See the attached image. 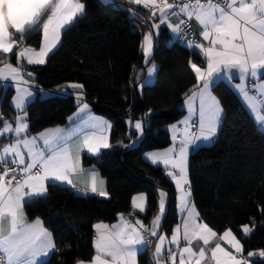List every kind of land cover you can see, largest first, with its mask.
<instances>
[{
    "label": "trees",
    "instance_id": "1",
    "mask_svg": "<svg viewBox=\"0 0 264 264\" xmlns=\"http://www.w3.org/2000/svg\"><path fill=\"white\" fill-rule=\"evenodd\" d=\"M84 15L66 28L60 46L45 65L24 68L30 81L46 91L66 84L80 83L85 101L95 113L112 123L111 144H125L127 121L144 118L141 141L132 148L105 151L98 158L84 156V166H95L107 182L108 198L79 196L71 188L49 185L47 194L24 206L29 219L40 218L52 233L55 249L46 264L89 262L93 251V225L112 223L131 211V198L147 197L145 223L157 213L158 192L167 195L161 231L170 236L177 224L176 193L162 167L146 163L143 153L164 149L170 144L164 130L183 116L182 103L195 89L196 79L190 62L202 65L199 56L178 42L170 43L166 30L158 35L151 60L157 65L151 85L138 90L145 65L141 61L139 19L132 6H115L100 0H79ZM143 13V12H142ZM143 15V14H142ZM139 17H142L139 15ZM144 21V20H143ZM40 33L25 34V45L36 49ZM9 62L15 64L12 56ZM138 71L140 75L137 76ZM212 93L220 101L226 118L212 144L194 150L188 163L192 201L201 222L215 232L231 231L241 241L244 254L264 250V133L257 128L234 91L218 82ZM7 88L0 97V116L12 119L15 111ZM73 97L37 96L25 107L28 134L63 126L75 111ZM1 126V125H0ZM253 231L243 235V225ZM147 252L139 264H149ZM253 264H264V259Z\"/></svg>",
    "mask_w": 264,
    "mask_h": 264
},
{
    "label": "snow or ice",
    "instance_id": "2",
    "mask_svg": "<svg viewBox=\"0 0 264 264\" xmlns=\"http://www.w3.org/2000/svg\"><path fill=\"white\" fill-rule=\"evenodd\" d=\"M131 3L142 5L145 9L151 10V15H157L159 11L160 23H164L167 16L179 13L185 14L188 19L195 18L202 25V36L209 41V46L196 44L193 40L189 46L193 49L200 48L206 58V67L198 66L190 62V69L194 73L197 84L194 86L199 91H193L186 103L192 106L193 101L199 97V134L189 132L187 129L184 138L180 141L179 152L175 148H169L164 152L151 153L146 156L153 164L163 163L167 168L177 169L179 178L173 171H168L167 176L171 177L181 191V211L187 210L189 198L191 197L190 181L187 178L188 155L190 151L198 149L203 143H212L223 120L226 118L220 101L211 95L218 80H231L239 78L249 81L252 84L251 90L246 86L240 87L249 110L257 113L254 117L261 133H264V91L256 93L257 78H264V0H180L177 4L169 3V0H130ZM18 0H0V54L12 53L21 59L26 58L28 64H43L45 58L53 51L60 42L61 31L68 26L79 15L83 14L84 4L78 0H23V6H14ZM52 5L48 15L41 20V16ZM5 11L8 15L5 17ZM135 15V13H134ZM160 23L153 22V27L157 30ZM180 24L169 25L173 32L179 33ZM10 28L16 34L23 37L29 31L42 29L43 46L36 51L30 47H23L18 53L14 51L18 43L13 38ZM188 43L187 41H185ZM218 46V47H217ZM145 57L147 58L153 47V34L149 32L143 38L141 45ZM155 71V67L149 69V76ZM14 74L13 78H23V73L10 63L0 67V76L3 73ZM31 76V73H27ZM2 78L7 79L6 76ZM72 89H83L80 83L69 85ZM264 88V85L261 86ZM251 93L253 94H250ZM70 94V93H69ZM31 93H27L30 96ZM51 95V94H46ZM27 96L20 95L16 98L15 106L22 110L27 102ZM78 111L69 120L77 125L69 130L55 129L39 133L38 136L27 138L26 130L28 125L24 123L25 117L19 116L15 120L5 122L0 116V137L14 135L20 137L15 143H0V264H46L43 258L47 257L50 250L56 245L52 238V233L43 226L41 220L37 219L33 223H28L22 212V202L25 196L38 197L46 191L48 184H55L57 181L66 182L72 185L69 179L71 173L77 170V161L73 159V151H79V146L72 143L73 138L82 139V144L89 152L98 153L101 148H108L107 138L96 135L95 129H102L106 122L93 116L89 105L84 102L83 92L77 94ZM261 105L258 109L257 105ZM181 123L188 125L186 118ZM15 125V127L13 126ZM110 127V125H107ZM176 129V125L172 126ZM135 129L143 132L142 123L137 120ZM173 140H176L175 135ZM42 142V145L39 144ZM21 147L26 151H21ZM28 160L26 161L25 156ZM15 165L8 167L7 165ZM23 165V167H20ZM33 169H36L33 172ZM23 179H20V175ZM102 186L103 180L99 181ZM75 186V185H73ZM188 186V191H184ZM91 192L100 196H107L108 193L97 187V173L91 172ZM15 193L16 195H13ZM167 194L160 192L159 214L152 221V229H148L137 220L139 229L131 227L125 232L123 229L117 230L114 225L111 231H107V225L98 224L95 227L105 229L106 232L98 236L94 247L96 255L92 258V264H135V257L140 250L139 245L147 250L151 240H146L144 233H149L152 237H157L154 258L159 260L164 252V241L166 235L159 234L156 229L160 225L161 218L165 212L164 197ZM147 197L144 194L132 198L133 207L140 212L146 210ZM264 211V209H262ZM193 211L188 212V220L183 222L182 239L189 246L179 250V264H185L187 254L188 264H191L194 257L196 264L205 259V248L201 247L199 252H195L190 246L194 239L208 245L210 241L217 237L215 232L206 223H197L193 219ZM198 217L199 213H195ZM124 218L121 216V221ZM255 225L242 226L244 235L251 233ZM125 228L127 225L125 224ZM143 230V231H141ZM181 227L178 225L173 233L170 244L179 248ZM226 241L239 254L243 252L240 240L228 229L219 236ZM168 259L171 264H176L177 253L169 247L167 249ZM256 255L248 252V256ZM259 256L264 257V250L259 252ZM110 258V259H109ZM211 258L215 264H243L242 259H238L225 251L219 243L211 249Z\"/></svg>",
    "mask_w": 264,
    "mask_h": 264
},
{
    "label": "crops",
    "instance_id": "3",
    "mask_svg": "<svg viewBox=\"0 0 264 264\" xmlns=\"http://www.w3.org/2000/svg\"><path fill=\"white\" fill-rule=\"evenodd\" d=\"M100 1L103 2V3H112V4H113V1H115V2H117L119 4V7H124V5H126V6L129 5V6H132V8H134V9H130V10H132L131 11V15L134 16V17H137L140 20L139 22H142L143 20L146 22V28L142 29L141 45L143 43V38H144V36L146 34H148L149 32H151L153 34V47H152L150 53L148 54L147 58L144 55L143 48L142 47L140 48L141 57H142L141 61H142V64L145 65L144 73H143L140 81L138 82V90H140L143 86L151 84V82L154 81L155 74H156V71H157V65L151 60V56H152V53H153V50H154L156 39H157L158 35L160 34V32L163 31V30H166V32L168 33V35L170 37V43L178 42V33L173 32V28L170 27L169 25H173L174 26V25L180 24L179 17L177 15H169V16H167V18H166L164 23H160L158 9H157V15L155 17H153L152 15L144 13L145 8L142 5H137L135 3H131L130 0H100ZM78 2H79V0H78ZM54 3H55V0H53V4ZM79 3H81V2H79ZM51 7H52V5H49L48 9L45 10V13L41 16V20H43L48 15L49 11L51 10ZM134 13H135V15H134ZM83 15H84V11H83V14L79 15L77 18H80ZM139 15H141L142 17H145V19L139 17ZM183 15H185V14H183ZM76 19H74V21L70 24V26L75 22ZM154 21H155V23H160V27H159L158 30L152 26ZM190 22H191L192 31H193V34H194V37H195V40H196L195 43L203 45L205 48L208 47L209 46V41L205 40L203 38L202 34H201L202 33V25L195 18L190 19ZM37 31L40 33V37L41 38H40V45L35 50L39 51V49L43 46L44 40H43L42 29H37ZM63 31L64 30L61 31V35H62ZM10 32L13 34V38L18 43V47L14 49L15 52L18 53L23 47H28V46L25 45V35L23 37H21L19 34L15 33L14 29H11V28H10ZM187 42L188 43H186V42H182V43L178 42V43L184 45L191 52H193L194 54H196L197 56L200 57V59L203 61V64L202 65H198V66L206 67L207 61H206V58H205V55H204L203 51L200 48L193 49L192 47L189 46L191 41H187ZM60 44H61V36H60V42L58 43L57 47L55 49H53V51L50 52L48 54V56L45 58V63H46L47 59L49 58V56L60 46ZM12 56H15V58H16V63L15 64L9 62V58L12 57ZM9 63L13 67L18 68L20 70V72L23 73L24 75H23L22 79L19 78V77L13 78L14 74H9L7 72L3 73L2 76H0V97H1V95L4 93V91L7 88H11L13 90V95L11 97L10 104H11L12 109L16 113L15 116L12 119L5 120V122H10V121L15 120L16 117L23 116V117H25L24 123H26L28 125L27 117H26V114H25V107L30 102H32L37 96H39L41 99H46V98H50V97H68V96L73 97L74 100H75V103H76V108H75V111L69 117H74V114L77 113V111H78V105H77L76 97H77V94L82 91V89H72L71 87H69L70 84H66L59 90H55V91L42 90V89L38 88L32 81H30L29 78H27V74H26V71H25L24 68L43 66V65H45V63H43V64H28L26 58L21 59L18 55H13L12 53L0 54V67H3L4 65L9 64ZM153 66L155 67V71L152 73L151 76H149V69L153 68ZM138 75H140V71H138L137 76ZM193 75H194V73H193ZM3 76H6L7 79L2 78ZM250 80H251V78H249V81H245L244 79L239 78V74L237 73V78L231 79V80H218L216 82V84L218 82H223V83L227 84L234 91V93L239 98V100L241 101L242 105L244 106V108L246 109L248 114L251 116V118L254 121L255 125L257 126V123H256V121L254 119V117L257 115V113H253V112H251L249 110V108L247 106V102L244 99L243 92L240 91V87H245V86L249 90H251L252 84H251ZM262 85H264V78H259L258 77L257 78V89H256V93L255 94H259L261 91H264V88H261ZM193 91H197L198 92L199 89L195 87V89ZM193 91H191L187 95V97L184 99V101L182 103V108H183V111H184L183 116L180 119H178L175 123H173L171 125H168V126H166L164 128V130L169 134V137H170L169 146H167L164 149H160V150L147 151V152L143 153V155H142V159L146 163L154 165V166L162 167L165 170L166 177L169 179V181H171V183L173 184L174 189H175V193H176V207H177V216H178L177 224L174 225L170 236L166 237V239L164 241V245H163L164 252L162 254V258H160L159 260H156L154 258L155 246H156V243L158 242V238L151 236L153 238V244H152V248L150 249V264H171V261L168 259V252H167V249L169 247L172 249L173 252L177 253L176 264H179V260H180V257H179V254H178L179 250L182 249L185 246H189L187 244V242L182 239V236H183V222L185 220L189 219L188 212L189 211H193V206H194L193 219H195L197 223H203V222L200 221L199 216L198 217L195 216V213H198V212H197V209H196V207H195V205H194V203L192 201V197L189 198V204L187 206V210H185L183 212L181 211V201H180L181 191L179 189H177L175 181L171 177L167 176V172L168 171H173L177 175V178H179L178 170L177 169H172L171 165H169L166 168L163 163L153 164L149 159H146V156L148 154L164 152L165 150H167L169 148H175L176 149V153H178L179 152L180 141H181V139L184 138V133H185L186 129L189 132H195L196 134H199V112H200L199 97L197 96V98L193 101L191 107L189 106L188 103H186V101L188 100V97L191 95V93ZM210 91H211V95L215 97V95L212 93V88L210 89ZM27 93H31V95L27 96ZM46 94H51V95H46ZM250 94H253V93H251V91H250ZM20 95L27 96V102L23 106L22 110L17 109L16 106H15L16 98L18 96H20ZM84 102H86L89 105L90 112H91V114L93 116H95V117H97V118H99V119H101V120L106 122L105 127H103L102 129H95V130H90V131H95L96 135H98V136L106 137L107 138V142L109 144V147L108 148H101L98 153H92V152H89L87 147L82 144V139H83L82 136L80 138H75L74 137L72 143H74L75 145L79 146V151H75V150L73 151V159L75 161H77L78 163H77V170L75 172L71 173L70 176H69V179H71L72 182H73L72 185H69L66 182L57 181L55 184H48L47 187L49 185L67 187V188H71L73 190V192L75 194L79 195V196L96 195V196H98L100 198L106 199V198H108V195L107 196H100L97 193L91 192V187H90V185H91V172L93 170L97 173V187H98V189L104 190V191L107 192V182H106L105 178H103L101 176V174L99 173L98 169L95 166H84L82 164L83 157L84 156H88V157H92V158H98L100 156V154L102 152H105V151H112V150H115V149H118V148H121V147L124 148V149H129V148L135 147L141 141L142 136H143V132L141 133L139 130L135 129V122L137 120H139L142 123L143 130H144V127L146 126V122L144 121V118H139V119L133 120V121L128 120L127 121V126H128L129 133L126 136V139H129V141L127 143H125V144H111L110 137H111V133H112V123L108 119L104 118L103 116L95 113V111L92 108V105L89 102L85 101V98H84ZM260 107H261V105L258 104L257 108L259 109ZM186 118L189 119V124L188 125H185V124L181 123ZM107 125H110V127H107ZM173 125L177 126L175 130L172 127ZM13 126L15 127V125H13ZM76 126L77 125L73 124L68 118L67 123L65 125H63V126L49 127V128L43 129L40 132H38L36 134H33V135H29L28 134V127H27L26 135H27V138L30 139L31 137L38 136L39 133L45 132L47 130H55L57 128L64 129V130H69V129L74 128ZM257 128H258V126H257ZM174 135L176 137L175 141L173 140V136ZM24 136H25V133H22L20 137H15L14 135L10 134L9 136L0 137V143H2V144H8L9 142L15 143L17 139H22ZM214 140H215V138H214ZM39 144L42 145V142H39ZM210 144H212V143H210ZM210 144L209 143H203V144L200 145V147L208 146ZM21 151H26V150L23 149V147H21ZM193 151L194 150L190 151V153L188 155V163H189L190 155H191V153ZM25 159H26V161L28 160L27 155L25 156ZM20 167H23V165H21ZM187 169H188V165H187ZM21 176H22V179H23L24 177H23L22 174H21ZM187 178H188V170H187ZM100 180L104 181V184L102 186L99 184ZM73 185H75V186H73ZM47 187H46V191L43 194L39 195L38 197L33 198V197L25 196L24 200L27 203V202H29L32 199L42 198V197L46 196ZM184 191H188V186H185ZM160 192L161 191L158 192L157 213L148 221L149 229H152V221H153L154 217L159 214ZM140 194H143V193H139V194H136L134 196H138ZM13 195H16V194L13 193ZM132 198H131V211L130 212L134 216V221H133V223L131 225L126 224L124 222V220L121 221V216H123V215H119L117 217V219L114 222H112V223L97 222V223H95L93 225V242H92V246H93L94 254H93L92 258L97 254L96 250H95V247H94V244H95L98 236L100 234L106 232L105 229L98 230L95 227L96 225H98V224L107 225L108 226L107 231H111L113 226L116 225L117 226V230L123 229L125 232H127V230L130 229L131 227H136V228L139 229V225L136 224L137 220H140L142 223H145L140 216H143L146 210L144 212H140L139 209L134 208L133 204H132ZM164 202H165V212H166L167 196L164 197ZM26 203L22 202V212L24 214V217H25L26 221L28 223H33L37 219L41 220L40 218L29 219L27 217V215L25 214V211H24V206H25ZM146 206H147V203H146ZM165 212H164V214H163V216L161 218L159 227L156 229V231L159 234H161V235H163V233L161 231V224H162V220H163V217L165 215ZM125 224L127 225V228H125ZM178 225L181 227V232H180L181 239H180L179 248H177L176 245L169 243V241L171 240V237H172L173 233L175 232V229L177 228ZM43 226H44V224H43ZM240 231L243 234L242 227L240 228ZM223 232L222 233H217L218 234L217 237H214L210 241V243L208 245H203V242L198 240V239H194L192 241V244L190 246L193 248V250L195 252L198 253L199 249L201 247L205 248L206 256H205V259L200 261V264H215V261L211 258V249L217 243H219L221 245V247L225 251H227V252H229V253H231L233 255H236L238 259H242L243 264H253V262L255 260L264 259V257L259 256V252L260 251L254 252V253H256V255H253L251 257H249L248 254L245 255L244 252L239 253V254L235 253L234 249L226 241L221 240L219 238V236L222 235ZM240 243H241V241H240ZM136 247L139 248L140 250L136 254L135 264H139V257L142 254L146 253L147 250H144L139 245H137ZM53 251H54V249L49 251L48 256L43 258L44 261H46L49 258V256L51 255V253ZM184 256H185V264H188L187 254L185 253ZM92 258H91V260L89 262H78L76 264H92ZM196 259H198V256L193 258L191 264H196Z\"/></svg>",
    "mask_w": 264,
    "mask_h": 264
},
{
    "label": "built area",
    "instance_id": "4",
    "mask_svg": "<svg viewBox=\"0 0 264 264\" xmlns=\"http://www.w3.org/2000/svg\"><path fill=\"white\" fill-rule=\"evenodd\" d=\"M172 2H174V0H169V3H172ZM175 2L177 4H179L180 0H175ZM113 4L115 6H119V4L117 2H115V1H113ZM176 12H177L176 15L179 17V20L181 21L183 19L185 21V23L183 25H181V31L178 33V42L182 43V42H185V41H191V42L193 40L196 41L195 37H194V34H193V31H192V25H191V22L188 19V17L183 15V14H181V13H179V9L178 8L176 9ZM144 13L151 15V10L150 9H145ZM144 28H146V22L145 21L139 22L138 26H137V30L141 31ZM7 166L8 167H15V165H11V164H9ZM35 171H36V169L33 170V172H35ZM19 178L22 179V176L20 175ZM123 218H124V222L126 224H128V225H131L133 223V221H134V216H133V214H131V212L125 213L123 215ZM143 224H144V226L146 228L149 229L148 223H143ZM141 231H143V230H141ZM144 235H145V239L146 240H151V243L148 245L147 251H146L148 256H150V249L152 248L153 238L150 236L149 233H144ZM149 264H150V261H149Z\"/></svg>",
    "mask_w": 264,
    "mask_h": 264
},
{
    "label": "clouds",
    "instance_id": "5",
    "mask_svg": "<svg viewBox=\"0 0 264 264\" xmlns=\"http://www.w3.org/2000/svg\"><path fill=\"white\" fill-rule=\"evenodd\" d=\"M14 6H20L22 7L23 6V0H18V4L17 5H14ZM8 13L7 11H5V17H7Z\"/></svg>",
    "mask_w": 264,
    "mask_h": 264
},
{
    "label": "rangeland",
    "instance_id": "6",
    "mask_svg": "<svg viewBox=\"0 0 264 264\" xmlns=\"http://www.w3.org/2000/svg\"><path fill=\"white\" fill-rule=\"evenodd\" d=\"M153 82H151V84H152ZM151 84H148V85H151ZM148 85H145V86H148Z\"/></svg>",
    "mask_w": 264,
    "mask_h": 264
}]
</instances>
